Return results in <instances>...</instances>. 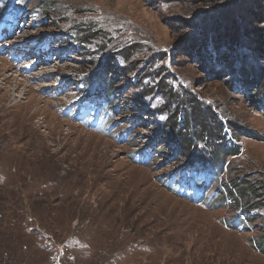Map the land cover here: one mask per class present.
Wrapping results in <instances>:
<instances>
[{
    "label": "rangeland",
    "instance_id": "374dc122",
    "mask_svg": "<svg viewBox=\"0 0 264 264\" xmlns=\"http://www.w3.org/2000/svg\"><path fill=\"white\" fill-rule=\"evenodd\" d=\"M235 1L30 0L37 13L0 12V264H264V114L254 103L264 98V61L248 96L230 90L227 74L215 78L185 55L203 22L209 31L218 25L233 48L242 34L228 31L236 13L215 10ZM36 14L43 20L34 24ZM239 19L247 34L255 27ZM84 24L96 39L79 50L86 34L66 33ZM41 40L47 43L40 47ZM257 43L264 57V43ZM122 52L136 74L116 63ZM10 55L22 62L20 72ZM109 64L117 72L108 73L113 101L75 116L85 92L74 81L93 79L97 66ZM150 64L236 129L234 138L223 127L238 153L219 151L221 171L202 170L203 162H215L212 140L192 138L177 149L153 140L166 136L159 123L165 115L156 122L142 115L131 81ZM198 154L203 160L192 168ZM183 165L192 168L189 176H180ZM183 178L189 185L180 188Z\"/></svg>",
    "mask_w": 264,
    "mask_h": 264
},
{
    "label": "trees",
    "instance_id": "16d2710c",
    "mask_svg": "<svg viewBox=\"0 0 264 264\" xmlns=\"http://www.w3.org/2000/svg\"><path fill=\"white\" fill-rule=\"evenodd\" d=\"M13 1L14 0H0V12L4 14L5 12L8 13L13 9L17 12L33 10V8L28 4L30 0H20V2L15 6ZM38 4L39 3H37V5ZM43 4L44 3L42 2V5ZM38 6H40V4ZM227 10L232 13L231 16L236 13L238 18L237 22H235L236 27H233V30H227L229 32L233 31L232 33H234L239 29V32L242 33L239 35L238 40H233V48L228 46L231 43L230 39H227L224 33L220 32L218 25L215 26L214 30L209 31L208 27L211 25H205L206 22H203V26L201 25L203 30L199 29L197 31V39L193 43L194 45L191 41L188 43V52H186L185 55L193 61H203L205 63V69L207 65V73H210V75L215 78L220 77L223 81H225L227 74L226 81H230V90L242 91L249 96V94L252 95L253 90L256 88L254 83H257L256 81L258 76L255 77L254 74L257 69H259L258 60L264 61V57L257 48L258 39L264 43V2L262 3V0H249L247 3L242 4V1L237 0L234 4L229 3L224 7L217 8L215 13L224 14ZM240 16L254 20L255 27L247 29L249 32L248 34L247 32H244L246 29L242 30L241 20L239 19ZM42 20L43 18L39 15V22ZM237 24L240 26L237 27ZM91 30L92 26L87 27L84 24L79 28L76 26L72 30H69L66 33V36L76 37L81 33L86 34L85 40H79L77 42V47L81 50L84 49L86 45H93V41L96 37L90 35ZM224 30H226V28L222 29V31ZM227 37H229V35H227ZM240 47H243V51L249 54L248 58L244 54L240 53ZM202 52H206V55H203ZM93 53L94 52L90 51L89 55H93ZM122 53L124 56L117 55L115 57L116 63L119 64V66H121L126 73L136 74L137 68L132 66L129 55H125L124 52ZM232 55H234V57L228 59ZM225 57H228L226 59L229 62H227V60L225 61ZM248 59L251 60V62H249ZM111 62H113V59ZM215 65L217 67H215ZM97 68H99L98 73H95L93 79L88 80L89 75L86 74L85 77H79L74 81L75 84H79V82L83 83V92H85V97H82L81 103L84 105L88 104V101H86V98L88 97L92 98L93 102H103L105 104L113 101L114 94L111 89V80L113 77H108V73L117 75V72L115 73L116 69L112 68V64H109L106 68L99 65ZM131 81L133 82L134 88H137L141 94L140 104H142L145 108L142 115L151 117L154 122L161 117L160 114H162V116L165 115L163 122L159 120V123L166 127V136L158 134V136L153 138L155 142L158 141L160 144L164 143L163 145L169 146L170 149H177L180 148L179 144L182 143L181 141L193 145L191 143L192 138L199 140L209 139L214 141L215 146L219 149L213 150L212 159L215 160V162H207V165L203 162L204 165L202 166V170L207 172L213 171V166H216V168L221 171L222 157L219 158L221 156V152L219 151L226 153V151L230 150L227 153H230L231 155H236L238 153L236 144L231 143L230 139H227L223 135L224 125H226V127H230V131L234 138H236V129L231 124L227 125L224 118L222 116H218L216 110L212 109L211 105L199 100L194 94L189 92L184 93L183 88L179 89L174 78L172 79L173 84H171L167 79L161 78V75L157 74L150 64L143 70L138 79L134 76L131 78ZM180 81L182 82V80ZM256 100L253 102L257 104L256 107H259L261 112L264 114V98H258ZM150 101H154L156 103L155 107L152 109ZM208 119H210L211 123H208ZM180 128L184 129L185 132L178 135L176 132ZM248 135L255 139L261 138L254 133H249ZM174 155L175 154H173V156ZM199 160H203L201 154L194 155L189 160L192 168L193 166L194 168L196 167L195 163L201 162ZM208 166H210V168H208ZM189 167L190 166L187 165L180 167V176L183 174L188 175L187 172L192 169ZM175 176L176 175L173 173L169 177L175 178ZM236 190L238 196L243 194V189L240 188L239 182L236 183Z\"/></svg>",
    "mask_w": 264,
    "mask_h": 264
},
{
    "label": "bare ground",
    "instance_id": "6f19581e",
    "mask_svg": "<svg viewBox=\"0 0 264 264\" xmlns=\"http://www.w3.org/2000/svg\"><path fill=\"white\" fill-rule=\"evenodd\" d=\"M39 63H41V61L39 62ZM42 63H44V62H42ZM42 68V67H41ZM17 116V115H16ZM9 117V116H8ZM3 120V119H2ZM20 121V120H19ZM29 126V125H28ZM32 131V130H31ZM35 139V138H34ZM20 151V150H19ZM34 152V151H33ZM7 153V152H6ZM27 153V152H26ZM11 157V156H10ZM53 165V164H52ZM56 169H57V167H56ZM35 171V170H34ZM33 171V172H34ZM33 174V173H32ZM33 178V177H32ZM17 182V181H16ZM47 182V181H46ZM40 184V183H39ZM39 186V185H38ZM24 192V191H23ZM35 192V191H34ZM59 194V193H58ZM19 196V195H18ZM58 196V195H57ZM21 199V198H20ZM58 199V198H57ZM29 205V204H28ZM12 220V219H11ZM20 223V222H19ZM18 225V224H17ZM12 230V229H11ZM22 230V229H21ZM4 231H6V230H4ZM26 232V231H25ZM20 237V236H19ZM18 238V237H17ZM11 239V238H10ZM3 240V239H2ZM16 247V246H15ZM38 247V246H37ZM17 248V247H16ZM20 250V249H19ZM21 251V250H20ZM35 251V250H34ZM30 252V251H29ZM36 252V251H35ZM19 253V252H18ZM28 253V252H27ZM10 254V253H9ZM33 255V254H32Z\"/></svg>",
    "mask_w": 264,
    "mask_h": 264
}]
</instances>
